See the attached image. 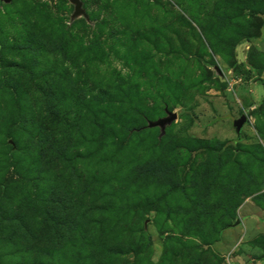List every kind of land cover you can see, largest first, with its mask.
I'll list each match as a JSON object with an SVG mask.
<instances>
[{
  "label": "rangeland",
  "instance_id": "1",
  "mask_svg": "<svg viewBox=\"0 0 264 264\" xmlns=\"http://www.w3.org/2000/svg\"><path fill=\"white\" fill-rule=\"evenodd\" d=\"M80 1L0 0V264H264V0Z\"/></svg>",
  "mask_w": 264,
  "mask_h": 264
},
{
  "label": "water",
  "instance_id": "2",
  "mask_svg": "<svg viewBox=\"0 0 264 264\" xmlns=\"http://www.w3.org/2000/svg\"><path fill=\"white\" fill-rule=\"evenodd\" d=\"M5 3H9L11 0H2ZM70 2L74 5V11L72 13V18L78 16H85V11L82 9V3L80 0H70ZM166 117L157 119L156 121H148L147 127L148 128H159L160 134L163 135L165 132V127L171 124L176 119V114L174 112H166ZM247 120L246 115H241L239 118L234 119L232 125L234 127L235 133L237 135L240 134L242 126L245 124Z\"/></svg>",
  "mask_w": 264,
  "mask_h": 264
}]
</instances>
